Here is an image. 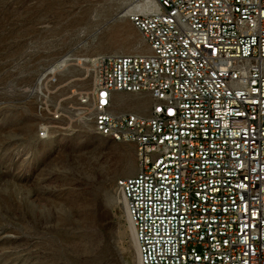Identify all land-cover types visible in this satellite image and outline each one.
I'll use <instances>...</instances> for the list:
<instances>
[{"label":"built area","instance_id":"2783aa9c","mask_svg":"<svg viewBox=\"0 0 264 264\" xmlns=\"http://www.w3.org/2000/svg\"><path fill=\"white\" fill-rule=\"evenodd\" d=\"M151 1L128 15L146 54L68 53L27 94L58 120V74L91 76L78 115L135 149L116 191L137 264H264V0ZM118 94L147 95L149 114L115 113Z\"/></svg>","mask_w":264,"mask_h":264},{"label":"rangeland","instance_id":"374dc122","mask_svg":"<svg viewBox=\"0 0 264 264\" xmlns=\"http://www.w3.org/2000/svg\"><path fill=\"white\" fill-rule=\"evenodd\" d=\"M140 0H0V264H137L116 183L136 174L134 146L80 118L92 87L74 63L58 74L50 120L27 90L66 54L147 53L126 12ZM147 95L115 96L146 116ZM45 121L51 133L38 138Z\"/></svg>","mask_w":264,"mask_h":264},{"label":"bare ground","instance_id":"6f19581e","mask_svg":"<svg viewBox=\"0 0 264 264\" xmlns=\"http://www.w3.org/2000/svg\"><path fill=\"white\" fill-rule=\"evenodd\" d=\"M154 8V3L151 0H140L138 3H136L132 8H130L125 15H129L132 12H139V13H149L152 9ZM64 70V69H63ZM98 136L103 137V138H107L112 140L113 142L116 143H122L123 142H118L116 141L115 137H108L107 135H105L104 133H96ZM48 134H45V137ZM130 228V232H131V236H133V231L131 226L129 225Z\"/></svg>","mask_w":264,"mask_h":264},{"label":"crops","instance_id":"0c3cea01","mask_svg":"<svg viewBox=\"0 0 264 264\" xmlns=\"http://www.w3.org/2000/svg\"><path fill=\"white\" fill-rule=\"evenodd\" d=\"M118 95H119V94H118ZM115 96H116V95H115ZM149 111H150V108H149V110H148V114H149ZM148 114H147V115H148Z\"/></svg>","mask_w":264,"mask_h":264}]
</instances>
